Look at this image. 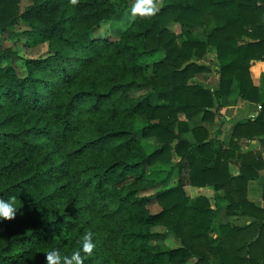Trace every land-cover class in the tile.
<instances>
[{"label": "trees", "instance_id": "16d2710c", "mask_svg": "<svg viewBox=\"0 0 264 264\" xmlns=\"http://www.w3.org/2000/svg\"><path fill=\"white\" fill-rule=\"evenodd\" d=\"M116 1L31 0L20 10V0H0V28L19 19L27 44L47 47L25 58L20 74L2 64L13 52L0 43V196L14 195L19 205L13 218H0V264H47L53 248L69 257L81 249L83 264H264V208L245 197L257 174L241 167L233 175L201 124L234 80L250 99V61L264 58V0H161L117 39L92 37L118 14ZM209 46L220 75L211 89L192 81L210 70L199 62ZM247 122L261 126L264 117ZM152 137L158 145L146 151L141 139ZM158 161L225 203L191 197L181 178L150 192L159 184L145 165ZM220 207L253 220L220 223L210 238ZM156 224L180 245L150 243ZM88 231L91 252L81 248Z\"/></svg>", "mask_w": 264, "mask_h": 264}, {"label": "crops", "instance_id": "0c3cea01", "mask_svg": "<svg viewBox=\"0 0 264 264\" xmlns=\"http://www.w3.org/2000/svg\"><path fill=\"white\" fill-rule=\"evenodd\" d=\"M260 4V2H258ZM200 28L201 27H197ZM212 24H210V29ZM200 39L204 38L198 36ZM249 40V37H244ZM214 71V84L219 81L216 48L209 46L207 52L199 60ZM250 80V99H245L237 93L235 80L225 93L221 94L215 105L214 117L202 121L201 124L208 130V138L213 146L223 152L221 159L227 163L229 171L236 175L240 168L246 174L254 172L257 177L249 179L246 184L245 197L255 206L264 208V123L250 126L248 119L257 118L259 114L264 117V58H253L248 68ZM237 123H241L235 128ZM246 223L253 220V216L245 215Z\"/></svg>", "mask_w": 264, "mask_h": 264}, {"label": "rangeland", "instance_id": "374dc122", "mask_svg": "<svg viewBox=\"0 0 264 264\" xmlns=\"http://www.w3.org/2000/svg\"><path fill=\"white\" fill-rule=\"evenodd\" d=\"M31 3V0H20L19 6L20 10H23L24 7ZM136 0H122L116 1L115 6L118 11V14L113 16L107 21H103L100 23L98 27L92 30V37H107L110 40H115L120 36L122 30L128 26V24L132 21L135 15L131 14V9L135 5ZM152 3L155 7H157L161 0H152ZM27 28L22 21L14 20L7 28H0V43L5 47L9 48L13 54L7 55L3 60L2 64H11L15 66L17 71L22 74L24 72V59L25 58H36L41 56L47 49L46 44H40L36 46H29L27 44V37L24 35V30ZM171 29L175 32L180 31V27L177 23L171 24ZM194 34L196 36H202L203 31L202 28H195ZM159 54H154L152 56H148L145 60L147 62H151L154 58H156ZM146 71L150 73V67H148ZM214 71L209 70V72L197 74L192 81H196L199 84L205 86L206 88H215L218 83L214 84L215 75ZM152 100L155 101V96L152 95ZM219 101H217L218 103ZM181 119L184 116L179 115ZM189 128L193 126V122L188 123ZM184 137L192 140V132L190 130L184 131ZM141 143L144 146L146 151H151L158 144L156 140L152 138L141 139ZM187 174V173H186ZM186 174H180L176 169L172 167V163H162L160 161L156 162L152 165H145V175L148 178H152L156 182H158V186L152 189L150 192L155 191L158 188L166 187L175 184L180 178L183 180L189 194L191 197H194L196 194L201 193L205 195H210L212 202L218 201L220 204H224L225 201L222 199L214 200L215 193L208 186H200L195 187L191 183H189V179ZM154 201V200H153ZM149 210L152 213L158 212L161 207L156 203L152 202L149 204ZM236 212L231 215H226L224 208H218L213 216L212 229L209 232V237L214 238L215 234H218V225L220 223H229L230 225L236 226H245L247 218L243 217L246 214H242L239 210H235ZM153 231L157 232L154 235L150 243L157 244L159 247L163 249H170L173 247H177L180 245V241L178 236H176L173 232L167 230L163 225L156 224L151 228ZM193 259H190L192 261Z\"/></svg>", "mask_w": 264, "mask_h": 264}, {"label": "clouds", "instance_id": "9594fccd", "mask_svg": "<svg viewBox=\"0 0 264 264\" xmlns=\"http://www.w3.org/2000/svg\"><path fill=\"white\" fill-rule=\"evenodd\" d=\"M156 11L152 0H136L135 5L131 9V14L135 15L139 13L141 15H150ZM16 197L10 195L8 197L0 196V218L11 219L16 215L19 205L15 202ZM82 244L81 248L85 252H91L94 247L92 240V232L88 231L81 237ZM81 249H77L72 252L71 257L61 254L60 249L53 248L46 252L47 264H61L63 260L64 264H83V257L81 256Z\"/></svg>", "mask_w": 264, "mask_h": 264}]
</instances>
